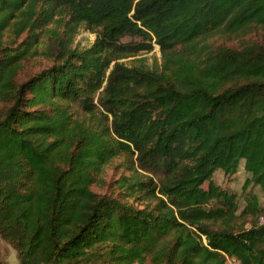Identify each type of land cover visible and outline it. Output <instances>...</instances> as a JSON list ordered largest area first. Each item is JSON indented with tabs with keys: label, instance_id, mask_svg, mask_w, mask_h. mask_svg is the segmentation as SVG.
Wrapping results in <instances>:
<instances>
[{
	"label": "trees",
	"instance_id": "obj_1",
	"mask_svg": "<svg viewBox=\"0 0 264 264\" xmlns=\"http://www.w3.org/2000/svg\"><path fill=\"white\" fill-rule=\"evenodd\" d=\"M242 166L243 208L215 181ZM255 188L264 0H0V237L20 264H264Z\"/></svg>",
	"mask_w": 264,
	"mask_h": 264
},
{
	"label": "rangeland",
	"instance_id": "obj_2",
	"mask_svg": "<svg viewBox=\"0 0 264 264\" xmlns=\"http://www.w3.org/2000/svg\"><path fill=\"white\" fill-rule=\"evenodd\" d=\"M95 39H96V35L94 33L90 31H83L76 37L75 43L76 45L89 46L95 41ZM142 57L150 59V62L152 61L153 58H158V60L161 61V53H160L159 46L155 45L154 50L151 53L145 54ZM131 60L133 59L124 60L123 62H130ZM45 64L46 62L42 63L41 59L37 60V62L35 63L32 62L28 66L26 74L24 75L28 76L31 72L38 71ZM114 173H115V170L113 168L108 170V173L105 176L107 182L111 180L110 178L113 176ZM247 177H248L247 173L245 172L242 166L240 169V172L231 181H228V179L224 177L222 173L216 174L215 181L219 184H222L224 188H227L231 192L236 193L240 198L241 208H243L244 203L242 199V188H243V185ZM94 188L97 191L101 190V192H106L104 187L101 188L100 186L95 185ZM253 192L258 195L261 205L264 207V196L262 192L260 191V189L255 188ZM0 259L5 264H20L17 251L10 244L4 241L1 237H0Z\"/></svg>",
	"mask_w": 264,
	"mask_h": 264
},
{
	"label": "built area",
	"instance_id": "obj_3",
	"mask_svg": "<svg viewBox=\"0 0 264 264\" xmlns=\"http://www.w3.org/2000/svg\"><path fill=\"white\" fill-rule=\"evenodd\" d=\"M227 264H241V262L233 257L225 255Z\"/></svg>",
	"mask_w": 264,
	"mask_h": 264
}]
</instances>
